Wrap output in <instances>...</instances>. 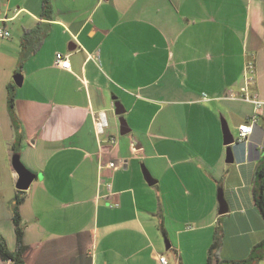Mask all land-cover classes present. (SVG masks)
<instances>
[{"label": "crops", "instance_id": "1", "mask_svg": "<svg viewBox=\"0 0 264 264\" xmlns=\"http://www.w3.org/2000/svg\"><path fill=\"white\" fill-rule=\"evenodd\" d=\"M51 5L47 19L42 0H0V26L11 34L0 39V66L33 90L15 99L12 117L0 79V234L8 249L16 248L15 146L35 175L19 207L28 264H161L159 255L167 264H206L217 225L219 259L245 258L264 240L252 195L264 163V0ZM57 53L69 70L55 65ZM248 59L255 71L246 94L259 108L239 97ZM115 101L130 128L121 136L115 112L111 125L106 119ZM253 115L251 134L224 144L223 125L236 137Z\"/></svg>", "mask_w": 264, "mask_h": 264}, {"label": "trees", "instance_id": "2", "mask_svg": "<svg viewBox=\"0 0 264 264\" xmlns=\"http://www.w3.org/2000/svg\"><path fill=\"white\" fill-rule=\"evenodd\" d=\"M52 5L51 0H42V13L43 18L50 19L52 17ZM7 90V105L9 108V114L13 117V85L9 84ZM14 153H17L14 146ZM24 191L17 190L10 205L12 213V221L14 224L16 248L14 251H10L7 247L5 238L0 234V259L2 261H10L11 264H28L24 258L26 247L22 243V226L21 216L19 212L20 204L23 200ZM253 201L258 209L262 219L264 220V163L258 166L255 172V181L252 189ZM164 234L165 231L162 229ZM222 229L219 225L215 227L213 241L207 250L206 264H258L264 258V240L256 243L252 246L249 254L239 260H222L218 257V251L222 243Z\"/></svg>", "mask_w": 264, "mask_h": 264}, {"label": "water", "instance_id": "3", "mask_svg": "<svg viewBox=\"0 0 264 264\" xmlns=\"http://www.w3.org/2000/svg\"><path fill=\"white\" fill-rule=\"evenodd\" d=\"M13 81L16 86H21L22 84V74L21 73H15L13 75ZM114 112L118 117V123H119V133L120 135H125L130 131V128L127 124V121L125 120L123 113L125 112V108L119 101L114 102ZM223 142L226 145H230L234 142V135L232 132L228 129V127L224 124L223 125ZM11 164L14 169V171L17 174V179L15 182V188L17 190L26 191L33 179L35 178V175L30 172L20 161L19 154L13 153L11 157ZM143 175L147 181L148 184H153L154 181L151 178L149 172L147 169H143ZM217 200L219 204L218 213L224 214L227 212V204L225 201V198L223 196V191L221 189L218 190L217 193ZM166 247L169 246V243L166 240Z\"/></svg>", "mask_w": 264, "mask_h": 264}, {"label": "built area", "instance_id": "4", "mask_svg": "<svg viewBox=\"0 0 264 264\" xmlns=\"http://www.w3.org/2000/svg\"><path fill=\"white\" fill-rule=\"evenodd\" d=\"M11 36L10 31L2 26H0V39H5V38H9ZM54 63L56 66L64 68L69 70L70 69V61L68 59L67 55H63L61 53H57L55 56V60ZM254 62L252 61V59H248L245 61L244 63V68H243V78L245 81V87L242 88L243 90V94L242 95H237V94H230V96L232 97H236L239 96L240 98L247 100V101H251L254 103L255 108H259L262 104V102L260 100H258L256 97H251L249 95L246 94L247 91V85L249 83L253 82V76H254ZM249 122H244L241 125L238 126V134L235 138V140L237 141H243L247 138V136L249 134H251L252 130H253V124L256 121V115H253L252 117H250ZM95 128H96V132L98 134H102L105 130V127L107 126L106 121L103 119L102 115H97V117L95 118ZM108 167H114L115 163L113 161H109L107 163ZM102 167V166H101ZM107 188L108 190H110V184H107ZM115 206L117 204H114ZM158 260L161 264H167L166 258L163 255H159Z\"/></svg>", "mask_w": 264, "mask_h": 264}, {"label": "rangeland", "instance_id": "5", "mask_svg": "<svg viewBox=\"0 0 264 264\" xmlns=\"http://www.w3.org/2000/svg\"><path fill=\"white\" fill-rule=\"evenodd\" d=\"M13 73L12 74H10V75H8V71H7V68H6V65L5 66H0V79L2 80V82L4 83V89L5 88H7V86L9 85V84H12L13 85V99H14V101H15V99H18V98H22V97H24V95L23 94H26V92H27V94H28V96L30 97V96H33L32 95V93H30L31 91L29 90V89H31V88H28L27 87V85L25 84L24 86H20V87H18V86H16L15 85V83H14V81H13ZM6 82H8L7 84H6ZM32 90V89H31ZM33 91V90H32ZM6 92H7V90H6ZM23 93V94H22ZM7 94V93H6ZM7 96V95H6ZM13 113H15V109H14V107H13ZM113 112H110V111H106V119H107V121H108V123H110V125L112 124L111 123V115H115L114 114V110H112ZM124 116V115H123ZM116 122L118 123V120H117V118H116ZM121 136V135H120ZM119 136V134H118V137H120ZM139 164V166L140 167H142V162L141 161H139L138 162ZM144 165V164H143ZM145 166V165H144ZM148 171V170H147ZM149 172V171H148ZM150 174V173H149ZM151 176V175H150ZM163 237V239H165V236H162ZM166 238H167V236H166Z\"/></svg>", "mask_w": 264, "mask_h": 264}]
</instances>
